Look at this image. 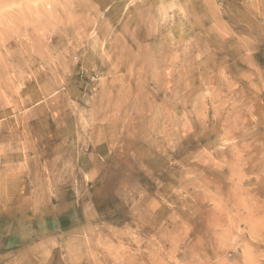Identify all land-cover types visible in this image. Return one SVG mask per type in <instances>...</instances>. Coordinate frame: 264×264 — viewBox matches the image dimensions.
Segmentation results:
<instances>
[{"label":"rangeland","instance_id":"rangeland-1","mask_svg":"<svg viewBox=\"0 0 264 264\" xmlns=\"http://www.w3.org/2000/svg\"><path fill=\"white\" fill-rule=\"evenodd\" d=\"M0 264H264V0H0Z\"/></svg>","mask_w":264,"mask_h":264},{"label":"bare ground","instance_id":"bare-ground-1","mask_svg":"<svg viewBox=\"0 0 264 264\" xmlns=\"http://www.w3.org/2000/svg\"><path fill=\"white\" fill-rule=\"evenodd\" d=\"M11 29V28H10ZM13 31V30H12ZM11 37V36H10ZM28 42V41H27ZM10 46V44H8ZM2 47V46H1ZM22 49V48H21ZM11 52V51H10ZM8 61V60H7Z\"/></svg>","mask_w":264,"mask_h":264}]
</instances>
